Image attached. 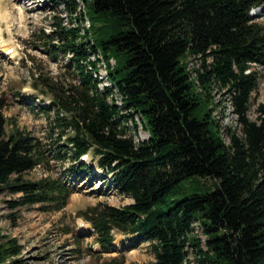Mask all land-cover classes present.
Segmentation results:
<instances>
[{
	"label": "trees",
	"instance_id": "1",
	"mask_svg": "<svg viewBox=\"0 0 264 264\" xmlns=\"http://www.w3.org/2000/svg\"><path fill=\"white\" fill-rule=\"evenodd\" d=\"M50 1L65 9L68 26L51 25L47 52L54 60L71 55L64 68L76 83L55 88L50 105L39 107L54 115L53 148L17 126L6 133L0 111V195H19L8 208L62 210L71 189L49 174L50 161L70 162L67 173L78 177L89 173L79 158L90 153L133 202L90 210L103 247L117 231L148 241L150 264H185L188 247L196 264H264V103L254 120L248 115L259 78L253 66L264 68V24L249 13L264 0H80L82 8L77 0ZM99 56L114 61L107 75L115 90L99 89L88 70L98 71ZM227 105L237 128H221L215 116ZM138 125L146 140L134 139ZM37 167L48 175L22 177ZM198 177L215 188L171 199ZM22 252L0 230V264H25Z\"/></svg>",
	"mask_w": 264,
	"mask_h": 264
},
{
	"label": "rangeland",
	"instance_id": "2",
	"mask_svg": "<svg viewBox=\"0 0 264 264\" xmlns=\"http://www.w3.org/2000/svg\"><path fill=\"white\" fill-rule=\"evenodd\" d=\"M77 1L82 8L83 0ZM24 2L26 1L0 0V98L4 103L0 111L6 119V133H9L13 126H17L21 130L31 132L44 145L53 148L51 142L56 138L57 129L51 133L50 123L54 115L52 112L41 113L39 107L42 103L47 105L50 102L55 88L62 90L76 83L70 72L64 68L67 57L62 59L59 53L57 60H54L55 55L47 52L46 48L49 42L46 35L52 30L51 25L61 21L63 25L68 26L66 11L62 7L55 8L57 5L52 4L50 0H28L26 4ZM250 15L255 22L264 24V10H254ZM88 25L89 23H85L84 27L87 28ZM100 25L98 23L96 27ZM8 50L13 52L6 54ZM185 59L186 56L182 58V63ZM256 71L259 78L248 113L251 120L255 119L256 105L264 103V68L257 67ZM98 73L103 77L102 81L98 80L101 86H110L104 69H100ZM113 94L119 103L116 92ZM215 97L217 100L221 99L218 93ZM224 111L227 112L225 116ZM224 111L221 116L219 112L215 113L221 128H237L235 116L230 112L228 105ZM128 126L129 129L132 128L130 123ZM237 133L240 135L239 131ZM222 136L227 142L225 135ZM147 137L146 131L138 125L134 139L146 140ZM69 166L68 161L63 164L50 161L49 174L67 182L71 189L66 206L60 211H41L39 205L10 210L6 202L19 195H10L8 192L0 195V230L5 236L16 238L23 246L21 259H24V263L154 262L148 241H136L130 235H121L115 231L112 232L114 241L111 245L103 248L97 243V236L87 221L93 214L90 210L101 206L122 208L131 204V199L123 197L112 183V179L104 178V173L99 170L94 168L96 174L74 177L66 171ZM45 174L42 168L37 167L22 177L36 181ZM190 181H183L171 199H179L204 190L211 192L215 188V181L211 178L198 177ZM192 230L204 248L205 236L198 222L193 223ZM187 250L185 264H196L195 251L191 247Z\"/></svg>",
	"mask_w": 264,
	"mask_h": 264
},
{
	"label": "bare ground",
	"instance_id": "3",
	"mask_svg": "<svg viewBox=\"0 0 264 264\" xmlns=\"http://www.w3.org/2000/svg\"><path fill=\"white\" fill-rule=\"evenodd\" d=\"M4 15H6V14H4ZM7 16V15H6ZM4 17V16H3ZM8 17V16H7ZM7 17H6V19H7ZM23 20V19H22ZM6 49H8V48H6ZM13 52V51H12ZM12 58H13V56H12ZM11 59V58H10ZM90 69V68H89ZM100 69H104V74H105V76H106V65L104 64V62H102V61H100V64H98V71L100 70ZM93 77H94V79H96L97 81L98 80H100V81H102V79H103V77L100 75L99 76V73H94L93 74ZM106 79L108 80V78H107V76H106ZM108 82H109V84H110V86L109 85H107L108 87H111V82L108 80ZM98 84H100V82H98ZM213 115H214V113H213ZM135 121L137 122V123H139V121L137 120V118H135ZM223 135V134H222Z\"/></svg>",
	"mask_w": 264,
	"mask_h": 264
}]
</instances>
